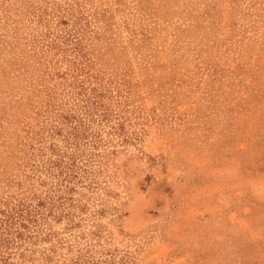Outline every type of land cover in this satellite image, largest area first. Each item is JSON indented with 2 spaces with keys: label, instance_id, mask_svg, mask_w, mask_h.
Here are the masks:
<instances>
[{
  "label": "rangeland",
  "instance_id": "rangeland-1",
  "mask_svg": "<svg viewBox=\"0 0 264 264\" xmlns=\"http://www.w3.org/2000/svg\"><path fill=\"white\" fill-rule=\"evenodd\" d=\"M264 264V0H0V264Z\"/></svg>",
  "mask_w": 264,
  "mask_h": 264
},
{
  "label": "trees",
  "instance_id": "trees-1",
  "mask_svg": "<svg viewBox=\"0 0 264 264\" xmlns=\"http://www.w3.org/2000/svg\"><path fill=\"white\" fill-rule=\"evenodd\" d=\"M71 264H81V262L77 259V260H74Z\"/></svg>",
  "mask_w": 264,
  "mask_h": 264
}]
</instances>
